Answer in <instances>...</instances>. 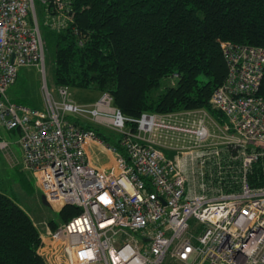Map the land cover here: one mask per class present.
<instances>
[{"label": "built area", "instance_id": "obj_1", "mask_svg": "<svg viewBox=\"0 0 264 264\" xmlns=\"http://www.w3.org/2000/svg\"><path fill=\"white\" fill-rule=\"evenodd\" d=\"M41 3L46 23L66 25L69 0ZM221 48L227 77L211 97L221 119L205 108L132 117L109 92L88 108L68 86L62 100L48 89L35 0H0V149L13 144L2 130L16 131L47 203L81 208L41 233L48 264H264V185L250 182L264 160V46ZM24 66L43 74L45 109L8 95ZM87 125L113 130L119 145ZM91 145L113 163L96 166Z\"/></svg>", "mask_w": 264, "mask_h": 264}, {"label": "trees", "instance_id": "obj_2", "mask_svg": "<svg viewBox=\"0 0 264 264\" xmlns=\"http://www.w3.org/2000/svg\"><path fill=\"white\" fill-rule=\"evenodd\" d=\"M69 8L64 27L46 24L55 38V83L109 92L132 117L205 108L221 119L211 104L228 71L221 41L264 46V0H69ZM171 77L176 85L164 87ZM87 127L119 145L116 134ZM250 182L264 185V160ZM80 212L66 205L49 223L56 228ZM41 245L29 213L0 191V264H48Z\"/></svg>", "mask_w": 264, "mask_h": 264}, {"label": "rangeland", "instance_id": "obj_3", "mask_svg": "<svg viewBox=\"0 0 264 264\" xmlns=\"http://www.w3.org/2000/svg\"><path fill=\"white\" fill-rule=\"evenodd\" d=\"M39 23L45 38L46 46V81L49 91L62 100L59 93V86L54 80V49L55 38L50 32V28L46 25L48 18L45 6L36 3ZM176 77H171L164 81L163 86L176 85ZM44 77L35 66H24L19 69L17 81L10 87L8 95L11 100L29 105L35 108H46ZM72 100L79 104L92 108L96 101L100 99L101 93L96 89L74 88L69 87ZM76 116V115H71ZM92 123V122H90ZM101 127V126H100ZM104 132L116 134L113 130L101 127ZM118 136V135H117ZM2 137L13 143L7 149H0V191L15 197L20 205L29 213L38 226L41 233H44L46 227L52 228L49 223L54 220L56 223L60 221L59 210L47 203L43 193L39 189L36 177L33 172L28 169L23 162L22 149L17 143L19 134L16 131L2 130ZM97 149V148H96ZM170 156L171 152L167 151ZM96 158V157H95ZM99 163L105 162V156L101 157Z\"/></svg>", "mask_w": 264, "mask_h": 264}, {"label": "crops", "instance_id": "obj_4", "mask_svg": "<svg viewBox=\"0 0 264 264\" xmlns=\"http://www.w3.org/2000/svg\"><path fill=\"white\" fill-rule=\"evenodd\" d=\"M17 81V80H16ZM16 101V100H15ZM16 102H18V101H16ZM20 103V102H19ZM96 152L97 151H95L94 150V148H92V145L88 148V153H89V156L91 157V159H92V162L96 165V166H98V167H101V168H107V167H109L112 163H113V157H111L108 153H106L105 151H103V152H101L100 154H99V159H96L95 158V156H96ZM102 156H105V162H103V163H99V161H101L102 160Z\"/></svg>", "mask_w": 264, "mask_h": 264}, {"label": "water", "instance_id": "obj_5", "mask_svg": "<svg viewBox=\"0 0 264 264\" xmlns=\"http://www.w3.org/2000/svg\"><path fill=\"white\" fill-rule=\"evenodd\" d=\"M45 199V198H44ZM46 201V200H45ZM47 202V201H46Z\"/></svg>", "mask_w": 264, "mask_h": 264}]
</instances>
